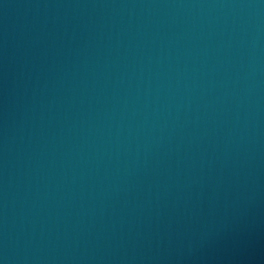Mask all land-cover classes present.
I'll list each match as a JSON object with an SVG mask.
<instances>
[{
    "label": "water",
    "instance_id": "water-1",
    "mask_svg": "<svg viewBox=\"0 0 264 264\" xmlns=\"http://www.w3.org/2000/svg\"><path fill=\"white\" fill-rule=\"evenodd\" d=\"M264 231V0H0V264H204Z\"/></svg>",
    "mask_w": 264,
    "mask_h": 264
}]
</instances>
